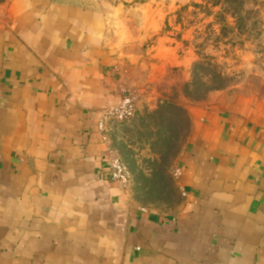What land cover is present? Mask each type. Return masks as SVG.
<instances>
[{"label": "crops", "instance_id": "obj_1", "mask_svg": "<svg viewBox=\"0 0 264 264\" xmlns=\"http://www.w3.org/2000/svg\"><path fill=\"white\" fill-rule=\"evenodd\" d=\"M101 9L14 0L0 10V264H264V100L216 91L191 133L174 213L112 180L99 121L136 89Z\"/></svg>", "mask_w": 264, "mask_h": 264}, {"label": "rangeland", "instance_id": "obj_2", "mask_svg": "<svg viewBox=\"0 0 264 264\" xmlns=\"http://www.w3.org/2000/svg\"><path fill=\"white\" fill-rule=\"evenodd\" d=\"M12 1L0 0V10ZM50 1L106 12L136 89L158 93L154 108H139L130 120L107 116L104 134L129 169L132 204L176 212L182 200L176 171L191 122L187 113L169 112L173 119L163 123L152 113L166 103L185 110L216 91L264 100V0H245L237 22L216 0ZM197 75L202 84L195 86Z\"/></svg>", "mask_w": 264, "mask_h": 264}, {"label": "built area", "instance_id": "obj_3", "mask_svg": "<svg viewBox=\"0 0 264 264\" xmlns=\"http://www.w3.org/2000/svg\"><path fill=\"white\" fill-rule=\"evenodd\" d=\"M139 97L135 94H127L122 97L116 105L106 109L102 119L99 121V130H105L107 116L115 117L118 121H127L135 117L138 107ZM109 159V177L118 182L124 189H128L131 176L127 165L112 148L107 153ZM177 176V171H176Z\"/></svg>", "mask_w": 264, "mask_h": 264}, {"label": "trees", "instance_id": "obj_4", "mask_svg": "<svg viewBox=\"0 0 264 264\" xmlns=\"http://www.w3.org/2000/svg\"><path fill=\"white\" fill-rule=\"evenodd\" d=\"M244 2L245 0H216L214 4L215 6H223L225 10H227L228 13L231 15V17L237 22L239 19L236 14L239 13L241 10H243ZM197 67L202 68L203 63H198ZM199 84H202V82L200 77H198L197 75L195 86ZM195 92L198 93L199 89H195ZM169 112L174 113L175 117H181V118H183V116H185L186 113V111L181 107H178L172 103H166L164 107L152 113V116H155L156 118L160 119L163 123L164 121L167 120L169 121L173 119L172 115L168 114Z\"/></svg>", "mask_w": 264, "mask_h": 264}]
</instances>
